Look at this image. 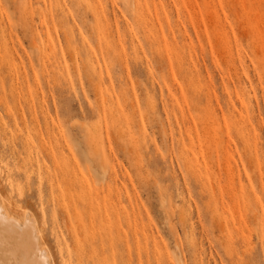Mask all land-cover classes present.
<instances>
[{"label": "rangeland", "instance_id": "1", "mask_svg": "<svg viewBox=\"0 0 264 264\" xmlns=\"http://www.w3.org/2000/svg\"><path fill=\"white\" fill-rule=\"evenodd\" d=\"M0 194L54 264H264V0H0Z\"/></svg>", "mask_w": 264, "mask_h": 264}, {"label": "bare ground", "instance_id": "2", "mask_svg": "<svg viewBox=\"0 0 264 264\" xmlns=\"http://www.w3.org/2000/svg\"><path fill=\"white\" fill-rule=\"evenodd\" d=\"M31 215L16 217L0 194V264L55 263Z\"/></svg>", "mask_w": 264, "mask_h": 264}]
</instances>
